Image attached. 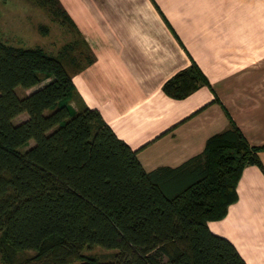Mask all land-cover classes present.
I'll return each mask as SVG.
<instances>
[{
  "label": "trees",
  "instance_id": "1",
  "mask_svg": "<svg viewBox=\"0 0 264 264\" xmlns=\"http://www.w3.org/2000/svg\"><path fill=\"white\" fill-rule=\"evenodd\" d=\"M32 2L73 38L55 54L0 40V264H246L207 222L237 200L245 166L264 172V145H251L224 108L227 127L200 155L145 171L73 84L95 55L70 16L59 0ZM18 86L35 88L19 95ZM201 86L212 88L191 60L161 89L182 99ZM95 245L115 252H83Z\"/></svg>",
  "mask_w": 264,
  "mask_h": 264
},
{
  "label": "crops",
  "instance_id": "2",
  "mask_svg": "<svg viewBox=\"0 0 264 264\" xmlns=\"http://www.w3.org/2000/svg\"><path fill=\"white\" fill-rule=\"evenodd\" d=\"M59 2L95 55L74 86L145 171L200 155L227 127L225 110L251 145H264V0ZM191 60L212 88L164 94V81ZM258 156L264 167V151ZM236 191L226 215L207 226L246 264H264V172L245 166Z\"/></svg>",
  "mask_w": 264,
  "mask_h": 264
},
{
  "label": "rangeland",
  "instance_id": "3",
  "mask_svg": "<svg viewBox=\"0 0 264 264\" xmlns=\"http://www.w3.org/2000/svg\"><path fill=\"white\" fill-rule=\"evenodd\" d=\"M40 26L48 27V33L43 32ZM72 38L73 34L68 28L53 20L44 8L35 5L32 0H0V40L3 42L20 47L39 45L49 53L55 54L63 43ZM27 91L16 87L19 95ZM25 118L27 113L23 112L17 115L13 122L18 123ZM33 144L34 140L30 139L20 150L24 151ZM83 252L106 259L115 249L95 245L84 249Z\"/></svg>",
  "mask_w": 264,
  "mask_h": 264
}]
</instances>
